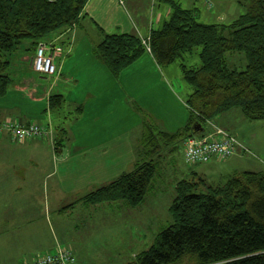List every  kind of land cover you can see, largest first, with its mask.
<instances>
[{"label": "trees", "instance_id": "obj_1", "mask_svg": "<svg viewBox=\"0 0 264 264\" xmlns=\"http://www.w3.org/2000/svg\"><path fill=\"white\" fill-rule=\"evenodd\" d=\"M168 1L171 16L150 32L148 45L160 66L200 47L199 67L181 63L184 78L192 86L186 100L188 122L172 133L155 131L147 124L141 159L133 169L79 198L85 204L124 200L132 207L140 205L155 175L154 159L161 155L162 144L183 141L197 122L205 126L235 108L250 121L264 120V0H250L246 12L226 24L202 23L194 8ZM87 2L0 0V97L11 83L9 55L23 41L35 43L36 51L38 43L48 41L51 34L76 26ZM146 51L138 34L112 33L105 34L93 53L118 76ZM229 52L244 53L245 67L229 65ZM59 98L54 96L50 107L58 106ZM55 144L59 150V143ZM169 210L172 222L136 256L137 261L128 264H264V170L238 171L221 184L202 177L183 179L177 183Z\"/></svg>", "mask_w": 264, "mask_h": 264}, {"label": "crops", "instance_id": "obj_2", "mask_svg": "<svg viewBox=\"0 0 264 264\" xmlns=\"http://www.w3.org/2000/svg\"><path fill=\"white\" fill-rule=\"evenodd\" d=\"M170 16L171 7L165 14L157 12L153 20L144 22L131 16L124 0H88L76 26L59 30L48 38L62 47L61 54L54 58L57 68L54 75H44L32 67L36 44L31 40L23 41L14 51L16 68L9 72L13 84L0 97V122L37 123L49 131L47 136L24 141L9 134L0 138V167L6 160L3 154H25L13 160L9 170L5 168L0 173V237L8 232L0 247H8L10 242L9 247L24 256L19 264L31 254L34 255L27 259L47 254L34 253L39 252L41 241L37 225L40 198L60 202L68 195L83 197L134 167L142 156V136L147 124L155 131L171 133L187 124L190 110L185 98L174 88L176 83L182 89L176 70L168 66L163 69L147 50L114 76L93 53L105 34L135 33L146 39ZM54 96H59L61 103L50 107ZM144 111L148 112L147 117ZM217 127L239 139L236 153L226 160L229 165L238 164L242 153L250 150L247 142L234 127ZM205 128L204 131L210 132L213 127ZM55 142L59 143V150ZM21 161L42 172L46 165L51 168L41 178L36 173L18 175L16 170ZM238 171L232 167L221 176L228 178ZM199 177L208 180L204 175ZM37 181L43 186L38 187ZM116 201L129 210L126 201ZM116 201L84 205L95 212ZM62 204H58L57 210L65 206ZM43 230L40 238L48 235V230ZM67 248L73 252L71 247Z\"/></svg>", "mask_w": 264, "mask_h": 264}, {"label": "rangeland", "instance_id": "obj_3", "mask_svg": "<svg viewBox=\"0 0 264 264\" xmlns=\"http://www.w3.org/2000/svg\"><path fill=\"white\" fill-rule=\"evenodd\" d=\"M124 1L131 16L144 22L153 20L157 12L165 14L172 5V2L168 0ZM173 1L183 8H194L197 11V20L206 24L231 23L240 14L246 12L250 3V0H242V3L239 0H210L212 5L209 7L205 0ZM199 51L200 47H197L193 52L187 53L184 58H178L167 65L171 70H176L182 89L176 83H174V88L181 93L185 101L192 92V86L184 78L181 63L199 67L201 65ZM14 54L13 52L8 57L10 59L8 72L16 68L13 64ZM228 62L234 67L244 68L246 64L244 53L229 52ZM167 66L163 65L162 68L165 69ZM11 84H13L12 77ZM145 111L143 114L147 117L148 112L146 114ZM214 125L229 129L234 127L238 131L237 134L247 142V147L250 150L242 153L238 164L231 163L229 165L226 163L227 159L221 162L188 164L184 159V141H179L174 145L162 144L164 148L161 155L154 159L156 171L146 194V201L137 207L128 206L129 210H127L119 205L120 201H116L92 212L87 207L88 205H84L85 203L79 204L81 197L75 198L68 195L60 202L53 198L44 199V196L40 198L38 200L39 214L37 215L39 224L37 225L39 226L38 241H41L39 252L34 253H49L58 248L68 249L67 247H71L75 256V262L71 264H128L137 261L136 256L147 250L161 231L172 222L169 209L176 196L178 182L183 179L197 181L200 175H204L209 183L219 184L221 181L224 183L227 178L221 174H225L232 167H237L239 171L264 170V120L250 121L243 116L239 108H235L233 111L208 121L203 127L204 129L205 127L211 128ZM171 148L173 150L169 151ZM24 155L3 154L6 160L3 161L4 166L0 167V173L5 168L9 170V165L14 162L13 160L21 159ZM18 163L20 164L19 169L16 170L18 175L36 173L37 178H41L43 176L41 174L51 168L46 165L45 172H42L24 161ZM39 181L36 185L42 187L43 183H38ZM61 202L62 206L65 205L64 207L71 204L76 207L69 212L60 213L59 211L64 208L57 210L58 204ZM33 225L36 227V223ZM43 228L48 230V235L44 237L45 234H43L40 238L44 231ZM7 234L8 232L2 233L0 243H3L2 240L7 238ZM50 243L51 245H49ZM10 244L9 242L8 247H0V264H19L21 257H24L17 255V250L11 249ZM32 255L34 254L30 256Z\"/></svg>", "mask_w": 264, "mask_h": 264}, {"label": "built area", "instance_id": "obj_4", "mask_svg": "<svg viewBox=\"0 0 264 264\" xmlns=\"http://www.w3.org/2000/svg\"><path fill=\"white\" fill-rule=\"evenodd\" d=\"M207 3L210 0H205ZM148 39H142L147 50L150 51ZM62 47L52 41L38 43L32 67L44 75H54L57 72L54 58L60 55ZM206 132V131H205ZM194 134L184 139V156L188 164L207 163L214 158L225 160L236 153L240 141L238 138L222 128L213 126L210 132ZM9 134L15 140L24 141L30 138L49 135L46 127L37 124H23L16 121L0 122V138ZM74 254L70 249L58 248L54 253L38 256L32 261L25 260L21 264H71L75 262Z\"/></svg>", "mask_w": 264, "mask_h": 264}, {"label": "water", "instance_id": "obj_5", "mask_svg": "<svg viewBox=\"0 0 264 264\" xmlns=\"http://www.w3.org/2000/svg\"><path fill=\"white\" fill-rule=\"evenodd\" d=\"M204 131V127L201 123L197 122L192 127V132L190 135L199 134Z\"/></svg>", "mask_w": 264, "mask_h": 264}]
</instances>
